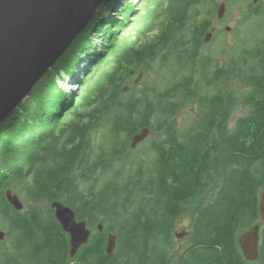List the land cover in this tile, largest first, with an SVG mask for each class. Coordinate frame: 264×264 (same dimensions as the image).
I'll use <instances>...</instances> for the list:
<instances>
[{"label": "trees", "instance_id": "obj_1", "mask_svg": "<svg viewBox=\"0 0 264 264\" xmlns=\"http://www.w3.org/2000/svg\"><path fill=\"white\" fill-rule=\"evenodd\" d=\"M134 1L120 8L126 12L115 35L105 22L113 1L103 2L0 123V224L7 231L0 264H264V223L258 261H246L238 246L239 235L259 224L264 191V34L219 64L200 58L209 22H197L199 6L215 0H146L119 39ZM262 5L251 13L264 28ZM105 34L98 51L95 40ZM92 54V73L85 66L79 74ZM138 70L141 82L126 85ZM149 73L160 75L152 91ZM73 78L77 104L58 124L74 96L62 82ZM186 108L196 118L181 130L175 118ZM144 128L150 137L137 148H145L131 155V138ZM18 183L34 185L21 211L6 199ZM53 201L93 231L73 258ZM184 217L187 245L175 252ZM109 233L116 237L111 255Z\"/></svg>", "mask_w": 264, "mask_h": 264}, {"label": "water", "instance_id": "obj_2", "mask_svg": "<svg viewBox=\"0 0 264 264\" xmlns=\"http://www.w3.org/2000/svg\"><path fill=\"white\" fill-rule=\"evenodd\" d=\"M106 0H0V123L5 121L13 109L25 99L34 84L49 71L59 57L66 51L75 37L85 28L94 16L96 9ZM113 7L105 16V22L114 31L120 23L124 12H120L123 2L128 0H110ZM257 0H254L255 3ZM117 13L119 15L117 16ZM226 13V4L217 7V19L221 20ZM230 31L229 27L225 28ZM107 34L104 35L102 43ZM211 33L204 37L207 43ZM85 59L88 62L93 56ZM83 63V64H84ZM81 71L79 69L78 73ZM142 78L139 74L134 82L138 85ZM75 79L69 85L75 84ZM127 91L125 87L124 92ZM74 100V98H73ZM73 107V101L60 112L59 117ZM149 135L147 128L131 138L133 150L143 143ZM7 202L17 211L23 204L11 190L6 191ZM54 217L62 230L68 234V253L73 258L80 247L86 245L91 236L86 221H77L73 210L59 201L50 203ZM259 224L241 233L238 246L244 259L256 262L259 259L260 228L264 223V192L259 198ZM98 230L102 226L98 225ZM183 232L176 237H187ZM4 233L0 231V241ZM116 248V237L107 235L105 252L111 255Z\"/></svg>", "mask_w": 264, "mask_h": 264}, {"label": "rangeland", "instance_id": "obj_3", "mask_svg": "<svg viewBox=\"0 0 264 264\" xmlns=\"http://www.w3.org/2000/svg\"><path fill=\"white\" fill-rule=\"evenodd\" d=\"M253 1L254 0H215L214 5L216 6L214 5L213 6L205 5V7H203V5L199 6L197 10L198 11L197 22H201L204 20L210 21L211 19L215 17L216 7L222 2L226 4V14L223 18V21L220 24H217L216 19L212 20L215 31L213 32L212 40L208 44H206L203 48H201L200 58L206 57V56H212V58H215L217 61H219V64H226L228 58L234 52L237 53L236 49H238L242 45L247 46L251 43H254V41L258 40L260 37L263 36L264 28L263 26L260 25L261 20L258 19L255 15H252L251 13L253 8L260 2V0H257L255 3ZM139 2L140 4H138ZM145 2L146 0H140V1L135 0L134 1L135 3L134 6H136L137 8L135 7V12L130 18V21L126 22L125 29L117 34L119 39H121L124 36V34L126 35L128 34V29L132 28L137 14L142 13L141 9ZM262 2H263L262 6H264V0H262ZM124 3L125 2H123V4ZM208 11L212 13L211 16L206 15ZM247 14L248 16H246ZM123 16L121 18V21L123 19ZM226 27H229L230 31H226L225 30ZM95 42H96L98 51L103 52L104 51L103 48H105L106 46L105 42L102 43V40L100 39L95 40ZM115 45L113 47H115ZM107 54L108 53H106L102 57L106 58ZM92 59H93V56L89 59L88 62H86V64H84L80 68V69H83L86 66L87 75L89 73H92V70H90L92 68V65L88 64L90 61H92ZM143 72H144L143 70H138L134 75H133L134 73L133 71L130 72L131 75L133 76L126 81V85H129L130 83L134 85V82L139 74H142V78H143L144 76ZM163 72H164V69L160 71V74L162 75ZM159 81H160V75L149 73V76L146 80L145 85L147 87H150V91H152V88L154 87V85L158 83ZM69 82L70 80H63L62 82L63 87L67 89L68 92L70 91L74 94V96H76L79 91V86L75 84L71 86L69 85ZM229 89L240 91V86L236 83H231L229 86ZM128 90L129 88L127 87L126 92H128ZM76 104H77V101H75L74 99L73 107H75ZM242 115L243 114L241 110H236L235 117H239ZM65 117L64 116L59 117L58 124L62 123ZM195 118H196V115L193 109L186 108L180 113V115H178L175 118V121H176L177 127L181 130H184L191 123L194 122ZM149 137H150V134L148 135V138ZM144 148H145L144 146L137 148L139 149L138 152H140V150L143 151ZM129 152L131 153V155H135L137 151L136 149L134 150L130 149ZM33 186H34L33 183L28 184V185L24 183H18V188L12 189V192L14 195H16L19 198L21 202L24 203V201L28 200L27 193L31 192V188ZM263 192L264 191H262L261 193ZM2 225L3 224H0V231L4 233V237L0 242L6 240V234H7L5 227ZM189 226H190V219L188 217H184L183 219L177 222L175 230H174V236L172 238V242H173L172 246L175 252L176 251L181 252L182 249L187 245L186 240H185L186 237L177 239L175 236L181 235L183 232L188 233Z\"/></svg>", "mask_w": 264, "mask_h": 264}, {"label": "flooded vegetation", "instance_id": "obj_4", "mask_svg": "<svg viewBox=\"0 0 264 264\" xmlns=\"http://www.w3.org/2000/svg\"><path fill=\"white\" fill-rule=\"evenodd\" d=\"M216 19V22H217V24H220L222 21H223V19H221V20H218L217 18H216V14H215V17L213 18V19H211L210 21H208L209 22V26H208V30L205 32V34L207 33V32H214L215 31V28H214V24H213V22H212V20H215ZM202 22V21H201ZM121 23V22H120ZM119 23V24H120ZM111 34H113V35H115V32L113 33V31H111ZM205 34L203 35V37H202V41H203V38H204V36H205ZM113 35H110V37H112ZM206 44H208V43H206ZM75 101H77L76 99H75ZM72 109V108H71ZM70 109V110H71ZM70 110H68V111H66L65 112V114H67V115H65L66 117L68 116V114H69V111ZM68 112V113H67Z\"/></svg>", "mask_w": 264, "mask_h": 264}, {"label": "bare ground", "instance_id": "obj_5", "mask_svg": "<svg viewBox=\"0 0 264 264\" xmlns=\"http://www.w3.org/2000/svg\"><path fill=\"white\" fill-rule=\"evenodd\" d=\"M65 52V51H64ZM58 61V60H57ZM56 63V62H55ZM46 74V73H45ZM60 202V201H59ZM177 238V237H176ZM178 239V238H177Z\"/></svg>", "mask_w": 264, "mask_h": 264}]
</instances>
